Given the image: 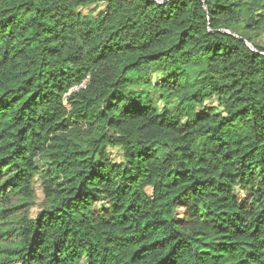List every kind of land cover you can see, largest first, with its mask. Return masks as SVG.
Instances as JSON below:
<instances>
[{"label":"trees","instance_id":"16d2710c","mask_svg":"<svg viewBox=\"0 0 264 264\" xmlns=\"http://www.w3.org/2000/svg\"><path fill=\"white\" fill-rule=\"evenodd\" d=\"M256 31L264 0H0V264H264Z\"/></svg>","mask_w":264,"mask_h":264},{"label":"rangeland","instance_id":"374dc122","mask_svg":"<svg viewBox=\"0 0 264 264\" xmlns=\"http://www.w3.org/2000/svg\"><path fill=\"white\" fill-rule=\"evenodd\" d=\"M104 6H105L104 3L99 4V9H103ZM93 7H95V5H92V6H89V7H85V8H83V10L85 12H88ZM245 35H248V34L245 33ZM250 37L252 38V41H251L252 43L251 44L253 46L254 45H256V46L257 45L264 46V32L263 31L253 32L252 34H250ZM205 69H206L205 62H199L197 64L188 66L186 72L183 74V77L186 80H188V85L185 87V89H190L196 82H198L200 77L204 74ZM154 78H155V81H158L161 78V75L156 74ZM154 96H155V99H156V102H157V105H158L159 109L162 110L163 107H164V101L159 98V93L158 94H154ZM177 103H178L177 101L174 102L175 105ZM207 103H208V105H211V106L212 105L213 106H217L218 105L217 102L213 101V100H210ZM168 107L170 108L171 105H169ZM172 107H173V103H172ZM189 108H191V109H193L195 111L202 110L201 106H195V105L185 106V109H189ZM110 149H111V152H112V158L115 161H121L122 160V151L119 148H110ZM34 188H35V192H36L37 205L33 206V208L31 209V214L33 216L36 215L37 211L39 210V205L38 204L41 203L43 201V199H44L42 188L40 186L39 181H37V183L35 184ZM149 191H151V190L149 189ZM240 194L243 195L242 193H240ZM105 205H107L105 200L97 203V206H105Z\"/></svg>","mask_w":264,"mask_h":264},{"label":"built area","instance_id":"2783aa9c","mask_svg":"<svg viewBox=\"0 0 264 264\" xmlns=\"http://www.w3.org/2000/svg\"><path fill=\"white\" fill-rule=\"evenodd\" d=\"M247 44L252 50H256L255 47L250 42H247ZM75 87H73V89H77L78 88V86L76 88Z\"/></svg>","mask_w":264,"mask_h":264}]
</instances>
